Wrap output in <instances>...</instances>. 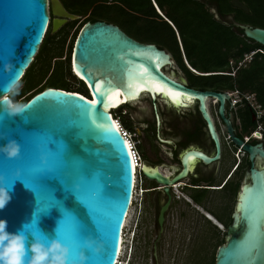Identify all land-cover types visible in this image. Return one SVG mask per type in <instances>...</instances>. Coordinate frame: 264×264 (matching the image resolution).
Masks as SVG:
<instances>
[{"label": "water", "instance_id": "1", "mask_svg": "<svg viewBox=\"0 0 264 264\" xmlns=\"http://www.w3.org/2000/svg\"><path fill=\"white\" fill-rule=\"evenodd\" d=\"M231 3L249 11L242 0ZM50 4L55 14L67 19L78 17L58 0H0V94L10 79L18 75L22 79L50 23L55 28L56 17L51 20ZM211 11L216 19L220 18L216 7ZM60 20L64 22L65 18ZM232 24L248 39L264 45V27L236 20ZM6 62L13 65L7 73ZM70 62L74 75L88 89L87 96L49 86L24 102L32 103L20 115L9 117L0 111V144L14 139L19 145L17 157L7 158L0 153V184L11 197L0 209V219L7 221L9 232L22 230L27 246L34 233L31 224L34 213L38 208H48L50 199L54 198L59 207L36 213L39 231L35 234L45 244L51 238L67 244L70 260L76 258L84 239L92 238L102 242L103 247L98 253L83 248L88 257L85 264H116L134 192V169L132 153L114 122L113 110L144 94L153 100L160 96L175 108L198 102L215 153L209 155L200 149L186 151L182 170L171 180L158 169L142 165L144 177L166 185L184 177L196 159L204 164L219 159L220 137L207 108L209 99L218 102V114L236 144L242 145L243 141L233 135L231 121L225 116L228 91L194 89L176 81L163 71L171 63L168 52L154 43L134 39L118 24L100 19L85 21L75 37ZM96 82L104 93L103 102L94 87ZM110 96L114 101L123 100L112 106L108 103ZM157 122L160 123L158 115ZM243 148L249 153L251 168L237 195L225 242L215 252L214 264H264V145L259 141L243 144ZM167 206L168 203L159 215L161 229ZM61 207L85 225L74 241L68 238L72 220L68 216L60 220Z\"/></svg>", "mask_w": 264, "mask_h": 264}, {"label": "flooded vegetation", "instance_id": "2", "mask_svg": "<svg viewBox=\"0 0 264 264\" xmlns=\"http://www.w3.org/2000/svg\"><path fill=\"white\" fill-rule=\"evenodd\" d=\"M186 6L189 8L199 6L209 12H212V7H216L220 18L215 19L222 24L231 26L236 32L239 31V28L235 27L232 22L233 20L238 21L237 17L239 15L236 9L240 8L233 6L234 8L225 10L219 0H197V2L186 3ZM156 7H158L159 11L160 8L162 9L163 16L172 24L158 11V15H152L151 19L168 22L171 28L166 26L163 30L164 32L170 31L173 34L175 40L173 46L165 40L156 43L155 41L139 39L130 34L120 24L118 26L134 39L140 42L154 43L168 52L171 63L166 64L163 67V71L176 81L194 89L228 91L230 93V90L204 87L202 81L197 80V78H202L201 75H212L215 72L205 73L203 72L205 70L193 64L185 46V40L188 38L191 40L192 37L187 34L186 30V33L183 32V27L180 24L183 19H179L175 15L174 20L168 16L163 7L157 5ZM224 22H228V24ZM208 101L207 108L220 137L221 154L219 159L210 164H204L201 160L196 159L184 177L168 185L159 183L155 179L146 178L141 173L140 188L143 191L140 194V199L141 202H144V206H141V208L143 207V219L148 217L149 222L153 223L149 231L144 230L142 232L145 240L144 250L149 254L151 264L158 263L157 254L160 248V240L165 226L169 222L170 215H176L179 218L188 213L197 214L204 218L211 228L223 232L224 236L219 245L225 242L227 226L233 220L232 215L235 210L237 195L245 183L247 173L251 168L249 153L243 148V144L261 141L264 145V132H260L261 138H256L253 136L255 127L248 130L250 125H256V116H252V119L249 120L247 115L238 113L235 109L236 103L232 102L231 96L225 103V116L231 121L233 135L243 141L242 145L236 144L224 119L218 114V102L215 101L217 106L213 109L209 106ZM121 106L126 110L131 123H128L123 118V113L116 117V120L129 134L128 140L139 158V168L142 165L156 168L171 180L182 170V156L186 151L200 149L209 155H214V143L209 136L206 123L198 109L196 100L184 107L175 108L160 96L153 100L148 94H144L138 100L122 104ZM157 115L160 118L159 124ZM135 123L141 126L140 129L134 126ZM160 138L164 139V141ZM204 139L207 145L203 144ZM144 142L148 144L146 151L142 147ZM224 149L227 152L225 155L223 153ZM241 171V177L237 179ZM165 187L169 188L168 191L165 190ZM167 203L168 206L164 212V221L161 229L159 215L162 207ZM219 207L227 210L228 221L220 215ZM203 212H208L212 216L217 217L213 216L219 224L223 225L224 229H220Z\"/></svg>", "mask_w": 264, "mask_h": 264}, {"label": "rangeland", "instance_id": "3", "mask_svg": "<svg viewBox=\"0 0 264 264\" xmlns=\"http://www.w3.org/2000/svg\"><path fill=\"white\" fill-rule=\"evenodd\" d=\"M58 1L62 3L61 0ZM162 3L163 10L167 12L168 16L174 20L175 15L178 16L179 19H183L180 23L183 27V30L185 29L190 34H198L199 31L197 28V22L199 21V16L201 14L198 9L201 7L195 6L189 8L186 6V0H162ZM154 7L155 11L157 12L156 6ZM49 9L53 19L58 17L57 14L51 11V4ZM251 12L253 13V8L251 10L249 9L248 12H245V16L249 22L253 23L255 20L252 17L253 15L251 16ZM104 13L108 17H111L109 19H112L115 23L123 26L125 30L129 31L130 34L139 39L155 41L156 43L165 40L172 46L175 43L173 34L170 31H158L159 27L164 28L167 26L163 21L154 19H138L134 21L132 16L125 14L119 6L114 4L106 7V11H104ZM237 14L239 15V12ZM77 16L78 17L76 19H67V17H61L65 18V21L58 28L51 27L47 46L42 52V60L44 59L43 63H41V65H37L40 66V68L42 67L43 74L38 75L40 71H37L35 74L31 75V79L36 78V76L37 78L35 83L32 85L33 88L27 93L23 91L25 81L22 82V87L20 89L19 95L15 98L16 100L24 102L26 101L28 95L35 93L48 84L49 72L46 71V63L50 64L49 68H51V71H49L50 74H53V79L63 80L71 85L74 89L80 88L86 90V95L89 93L86 86L81 82V80L78 79L77 76L74 75L70 62V55L76 34L83 22L89 18L88 14H79ZM242 17L243 16L239 15L237 17L238 21L246 23L244 20L242 21ZM257 24L264 26V24L260 23V20L257 21ZM251 44H254V42H251ZM236 52L237 47H234L231 50V55L229 56V64L225 68L228 74H231L232 76L235 75V70L238 69L239 66L245 67L251 63V58L246 59L247 54H249L251 51L244 53L241 58L235 55ZM203 79L204 78H197V80L201 81ZM229 90L232 93V91L235 89ZM240 92L249 94L250 96L255 95L248 90H239V93ZM232 95L237 99L239 98V100L241 98L240 94L238 93H234ZM208 103L213 109H215L217 106V103L213 100H209ZM246 108L247 107L243 102H239L235 106V109L238 113H243L245 115H247ZM112 112L114 115H116V117H119L120 114L123 113V115L121 114L123 118L128 123H131V120L126 110L123 109V106L113 110ZM119 120L121 121V119ZM134 126L137 129H140L141 127L136 123ZM254 127H256V125H250L248 130L253 129ZM203 144L207 145L205 139ZM142 147L144 151H146L148 149V144L144 142ZM223 153L224 155L227 153L226 149H224ZM241 174L242 171L237 176V179L241 177ZM140 196L141 195L136 192L134 197L135 201L131 206L132 210L130 211L131 214L128 221V226H126V237L123 244L124 254L122 260L126 258V261L129 260L128 264H151L149 254L146 250H144L145 240L142 232L144 230L149 231L153 223L149 222L148 217L146 219L144 217L143 219V207L141 208V206H144V202H141ZM218 210L220 215L228 221L229 219L227 210L221 207H219ZM223 236L224 234L222 231L211 228L209 223L197 214L188 213L185 216L179 218H177L176 215H170L169 222L166 224L165 230L160 240V248L158 249L157 254V264H211L213 262L212 260L214 258L217 246L221 243Z\"/></svg>", "mask_w": 264, "mask_h": 264}, {"label": "trees", "instance_id": "4", "mask_svg": "<svg viewBox=\"0 0 264 264\" xmlns=\"http://www.w3.org/2000/svg\"><path fill=\"white\" fill-rule=\"evenodd\" d=\"M65 9L75 15H87V20H109L114 22L111 17H108L104 11H106V7L114 4L119 6L125 14H129L135 19H151L152 15L158 13L155 11V5L162 7V0H61ZM245 1L248 8L251 10L253 8V13L251 12V16L254 18V22H249L246 19V14L243 10L236 9L239 12V15L243 16L242 21L244 20L246 24H251L253 26L264 27L263 25L257 24V21L260 20L261 24H264V0H242ZM197 2V0H186V3ZM220 4L225 7V10L234 8L231 0H219ZM244 2V3H245ZM201 13L199 16V21L197 22L198 34H190L192 39L190 38L185 40V46L187 52L192 60L193 64L198 68H201L205 71L210 72L214 71L212 75H201L202 78L206 80H202V85L204 87H212L219 90H233L239 89L241 91H251L255 94L257 101L264 107V45H261L251 39L245 37L242 33L241 29L236 32L231 26H227L225 24L220 23L213 17V13L205 10L203 8L198 9ZM51 20L52 14L50 12ZM86 20V21H87ZM85 22V21H84ZM83 22V23H84ZM169 28L170 25L168 22L163 21ZM115 23V22H114ZM243 23V22H241ZM118 24V23H116ZM83 25V24H82ZM81 28V27H80ZM164 28L159 27V32L164 31ZM51 30V23L49 28L44 36L42 43L40 44V48L37 51L34 60L26 70L24 76L21 79V82H24L23 91L27 93L33 87L32 85L35 83L36 78L31 79V75L35 74L37 71H40L38 75L43 74L42 67L37 66L43 63V50L47 46V42L49 40V34ZM79 31V30H78ZM186 33L185 29L183 31ZM78 33V32H77ZM77 35V34H76ZM241 36V37H240ZM249 42V43H247ZM254 42V44H251ZM237 47V52L235 55L240 58L244 53H248L250 51H255L251 58V63L248 66L241 67L235 71V75L232 76L228 74L225 69L229 64V56L231 55V50ZM263 52H259V50ZM47 69L49 73L48 84L43 87H59L67 91H75L81 93L85 96L86 90L77 88L74 89L71 85L66 83L63 80H55L53 79V74H50L51 68L50 64L46 63ZM50 70V71H49ZM45 73V72H44ZM82 82V81H81ZM83 83V82H82ZM84 84V83H83ZM85 85V84H84ZM42 88V89H43ZM40 89V90H42ZM36 91L28 95L26 101L31 98L34 94L39 92ZM24 101V102H26ZM247 110V117L249 120L254 116V112L251 109ZM113 113V112H112ZM114 119H116V115H114ZM264 121V120H263ZM255 126V125H254ZM215 261V256L212 260ZM214 264V263H211Z\"/></svg>", "mask_w": 264, "mask_h": 264}, {"label": "clouds", "instance_id": "5", "mask_svg": "<svg viewBox=\"0 0 264 264\" xmlns=\"http://www.w3.org/2000/svg\"><path fill=\"white\" fill-rule=\"evenodd\" d=\"M12 67L10 62H6L4 71L10 72ZM21 87L22 82L18 75L4 85L3 94H0V111L5 112L9 117L20 115L29 105L15 99L19 95ZM0 153H3L7 158L17 157L19 145L14 139H8L5 143L0 144ZM41 162L43 163V157H41ZM15 175H19V170ZM10 199L9 191L0 184V209H3ZM26 241H28L27 237L22 230L9 232L7 221L0 219V264H85L88 257L83 248H91L93 252L98 253L103 247L102 242L85 238L83 247L76 253V258L70 260L69 246L56 238H51L45 244L40 236L32 233L27 246Z\"/></svg>", "mask_w": 264, "mask_h": 264}, {"label": "built area", "instance_id": "6", "mask_svg": "<svg viewBox=\"0 0 264 264\" xmlns=\"http://www.w3.org/2000/svg\"><path fill=\"white\" fill-rule=\"evenodd\" d=\"M156 9L163 16V14L159 11L158 7H156ZM164 18L168 22H170L166 17H164ZM258 50H259V52H263L260 49H258ZM255 52H257V50L251 51L249 54H247L246 59L252 58V56H253V54ZM234 93L240 94V96H241L240 100H239V98L237 99L236 97H234L232 95ZM230 96H231L232 102H234L236 104L239 103V102H243L248 108H250L254 112V116H256V127H255V130L253 132V135H255L257 131L264 132V126H263L264 108L261 106V104L259 102H257V99H256L255 95L250 96L249 94H245V93H241V92L239 93V90L235 89V90L232 91V93L230 92ZM115 121H116V119H115ZM119 129L122 132V134L124 135V137L126 139H128L129 134H128L127 131H125V129L121 126V124H119ZM129 149H130V151H131V153L133 155V159H134V162H135L134 167L136 168V171H135L136 186L134 188V195L136 194V192H138V194H141L143 190L140 188V184H141V181H142V175H141L140 168H139L140 167L139 158H138L137 154L135 153V151H133V147H132L131 144H130V148ZM132 205H133V201L131 202L130 208H131ZM121 237L124 238V241H125V237H126V227L125 226L122 229ZM124 241L122 240V244H124ZM117 261L118 262L116 264H120L121 259H118Z\"/></svg>", "mask_w": 264, "mask_h": 264}, {"label": "snow or ice", "instance_id": "7", "mask_svg": "<svg viewBox=\"0 0 264 264\" xmlns=\"http://www.w3.org/2000/svg\"><path fill=\"white\" fill-rule=\"evenodd\" d=\"M74 70H75V66H74ZM77 75H80V72H79V71H77ZM81 79H84V77H81ZM94 87H95L96 91H97L98 93H100V96H101V102H103V96H104V93H101V92H100V88H101L100 83H99V82H96V83L94 84ZM171 94H172V95H179V93H171ZM73 95H74V94H73ZM80 99H83V97H81ZM117 102H118V101H114L113 98H112L111 96H110L109 99H108V103H109V104H112V106H115V104H116ZM31 103H32V102L29 101L28 104L30 105ZM92 103H95V100L92 101ZM105 111H107V108H105ZM125 143H126V142H125ZM130 155H131V154L129 153V156H130ZM190 159H191V158H190ZM77 202H78V201H77ZM78 203H79V202H78ZM52 206L59 207V202L56 201L54 198L50 199L49 207H52ZM49 207H48V208H49ZM48 208H38V209L36 210V213H39V212H46ZM60 212H61V214H62L60 220L64 219L65 216L70 217L71 220H72V228H71V231H70V234H69L68 238H69L70 242H71V241H74L75 237L80 233V231H82L83 229H85V225H83V224L79 221V219H78L74 214H72V213L69 212V211H66L64 208L61 207V208H60ZM36 213H34V215H33V220H32V222H31V224H32V228H33V232H34V233L39 231V230L37 229V227H36V221H37V215H36Z\"/></svg>", "mask_w": 264, "mask_h": 264}, {"label": "bare ground", "instance_id": "8", "mask_svg": "<svg viewBox=\"0 0 264 264\" xmlns=\"http://www.w3.org/2000/svg\"><path fill=\"white\" fill-rule=\"evenodd\" d=\"M162 11V9L160 8V12ZM162 13V12H161ZM57 16L58 17H56V19L54 20L55 21V28H58L62 23H63V20H60V18L62 17L61 15H59V14H57ZM60 17V18H59ZM72 67V66H71ZM117 96H118V93H117ZM122 100L123 99H118V103L119 102H122ZM211 100H213V101H216L215 99H211ZM184 101V100H183ZM186 101H190V100H186ZM188 103V102H187ZM119 108V107H118ZM115 123H116V125L119 127V122L116 120V121H114ZM254 137H256V138H261V134H260V132L259 131H257L256 132V134L255 135H253ZM126 141H127V145H128V147L130 148V142H129V140L128 139H126ZM132 160H133V169H134V188H135V186H136V180H135V171H136V168L134 167V165H135V162H134V159H133V155H132ZM133 195H134V192H133ZM135 195L132 197V201H133V203H134V201H135ZM132 210V208H130V210H129V214H128V216H127V219L125 220V223H124V225H123V228H124V226L126 227V226H128V221H129V219H130V214H131V211ZM205 215H206V217H208L213 223H216V225H218L219 227H220V229H224V227H223V225L222 224H219L216 220H215V218L210 214V213H208V212H203ZM122 240L124 241V238H122L121 237V240H120V248H119V253H118V259H121L122 260V257H123V254H124V246H123V244H122ZM117 259V260H118ZM116 260V263L118 262ZM126 258L124 259V260H122L121 262H120V264H128L129 263V260L128 261H126Z\"/></svg>", "mask_w": 264, "mask_h": 264}]
</instances>
